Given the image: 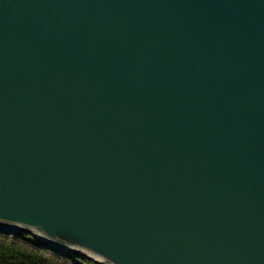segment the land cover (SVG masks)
I'll return each instance as SVG.
<instances>
[{
	"label": "water",
	"instance_id": "95a60500",
	"mask_svg": "<svg viewBox=\"0 0 264 264\" xmlns=\"http://www.w3.org/2000/svg\"><path fill=\"white\" fill-rule=\"evenodd\" d=\"M0 228L264 264V0H0Z\"/></svg>",
	"mask_w": 264,
	"mask_h": 264
},
{
	"label": "trees",
	"instance_id": "16d2710c",
	"mask_svg": "<svg viewBox=\"0 0 264 264\" xmlns=\"http://www.w3.org/2000/svg\"><path fill=\"white\" fill-rule=\"evenodd\" d=\"M0 264H103L89 256L44 242L29 231L0 228Z\"/></svg>",
	"mask_w": 264,
	"mask_h": 264
}]
</instances>
